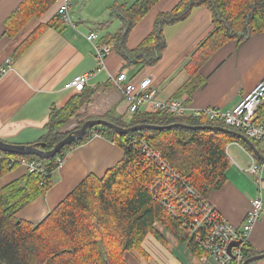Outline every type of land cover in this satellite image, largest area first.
I'll use <instances>...</instances> for the list:
<instances>
[{"label": "trees", "instance_id": "1", "mask_svg": "<svg viewBox=\"0 0 264 264\" xmlns=\"http://www.w3.org/2000/svg\"><path fill=\"white\" fill-rule=\"evenodd\" d=\"M159 1L134 0L129 6L114 4L108 20L101 24L105 28L112 17L119 21L118 30L114 34L105 33L100 40L111 44L112 52L126 66L138 70L155 65L166 48L163 28L184 21L197 7L210 11L212 31L186 66L192 82H202L198 71L230 40L240 45L251 36L264 33V0H180L171 11L158 14L152 31L135 49H128L129 33ZM58 3L59 0H21L8 15L3 24V35L14 39L32 20H40L48 12H53L47 23H40L15 48L14 58L23 54L46 29L61 32L66 27L56 13ZM190 85L194 87L192 83ZM87 99L88 96L82 93L71 98L61 109L52 110L46 124L47 133L31 146L40 151L51 150L68 134L79 129L86 121L80 118V109ZM263 112L264 102L258 109L259 119ZM99 118L122 128L180 123L193 127L219 126L235 131L221 122L177 118L162 112L135 113L129 117L107 114ZM73 122L76 127L70 129L68 125ZM96 133L123 151L122 160L101 178H85L39 223L33 225L17 219L16 214L21 209L42 197L52 186L57 160L64 159L72 148L82 145ZM133 139H143L160 152L168 166L204 200H208L211 193L226 182L229 166L225 152L227 145L236 142L251 153L243 142L219 131L171 128L118 134L105 126L94 127L83 138L64 146L48 160L0 151V178L19 167L21 160L39 162L44 170V174L27 173L0 186V264H127L125 255L132 250L143 252L141 245L148 234L160 242L164 241V237L155 230V223L162 225L192 255H205L194 236L184 228L186 216L181 213L172 216L160 205L164 173L135 154L130 143ZM250 141L264 157L258 142ZM247 244L242 245L243 261L254 254Z\"/></svg>", "mask_w": 264, "mask_h": 264}, {"label": "crops", "instance_id": "2", "mask_svg": "<svg viewBox=\"0 0 264 264\" xmlns=\"http://www.w3.org/2000/svg\"><path fill=\"white\" fill-rule=\"evenodd\" d=\"M179 1L160 0L131 30L126 42L127 48L135 49L152 31L157 15L171 11ZM20 2L0 0V67L5 59H12L11 69L0 77V140L11 145H32L47 133L46 124L50 112L61 109L71 98L79 95L64 90L63 85L74 76L91 73L96 68L94 51L84 36L94 32L102 39L105 33L114 34L120 27L114 17L109 19L105 28L101 27L108 20L110 8L114 4L129 6L134 0L131 3L123 0H75L71 8L75 28L65 27L61 32L46 29L23 54L14 58L12 55L15 48L40 23H47L53 15V12H48L40 20H32L30 29L23 36L17 39L18 34L14 39H8L3 35V24ZM211 31L210 11L197 7L184 21L163 28L166 48L155 65L137 70L133 66H126L120 57L111 52L105 60L104 71L92 75L82 92L88 99L80 109V118L87 121L100 119L107 114L129 117L126 104L110 82V78L121 70L126 71L128 80L135 84L145 77L151 78L152 87L160 101L180 99L197 109L233 108L244 95L264 81V33L251 36L240 45L230 40L198 71L199 81L202 82H192L186 66ZM191 83L193 88L189 86ZM68 126L70 129L76 127L74 123ZM123 155V151L114 143L98 133L93 134L65 155L52 173V186L42 197L21 209L16 214L17 219L33 225L39 223L85 178H101L108 169L122 160ZM226 155L228 168L235 167L231 162L244 166L248 163L246 154L236 142L227 145ZM27 173L24 167H16L0 178V186L18 180ZM227 181L220 190L211 193L208 203L227 222L239 227L244 221L249 199L256 194L254 181L237 170L229 173ZM162 236L164 241L160 242L148 234L141 245L143 252L132 250L127 253L126 263L217 264L205 255H192L170 233H162ZM247 243L253 256L264 253V219L254 225ZM250 264H264V258Z\"/></svg>", "mask_w": 264, "mask_h": 264}, {"label": "built area", "instance_id": "3", "mask_svg": "<svg viewBox=\"0 0 264 264\" xmlns=\"http://www.w3.org/2000/svg\"><path fill=\"white\" fill-rule=\"evenodd\" d=\"M74 1L59 0L56 9L57 15L66 27H76L71 17ZM84 38L92 46L96 68L91 73L74 76L63 85L64 90H70L76 94L84 91L92 75L104 71L105 60L113 50L111 44L100 42L97 33H87ZM11 65V58L4 60L0 67V77L11 69ZM110 82L126 104L128 116L135 113L162 112L177 118L221 122L229 128L241 131L249 140L258 142L259 149L264 153V112L262 118H258V109L264 102V81L258 83L244 95L236 106L229 110L213 107L192 108L180 99L160 101L156 97V90L152 87L151 78L145 77L135 84L128 80L127 72L124 70L111 77ZM130 143L136 155L151 163L152 166L158 167L164 173L165 180L161 182L163 196L160 199V205L172 216L178 213L186 216L184 228L188 234L194 236L195 242L205 251V257L217 264H242L244 260L242 245L247 243L254 225L264 219V163L258 162L252 153L247 152L239 143H236L246 154L248 163L245 166H240L235 162H231V164L239 172L252 178L256 189V194L249 199V207L242 225L236 227L227 222L208 203V200H204L184 178L175 173L160 152L143 139H133ZM62 161L63 159L57 160L58 166ZM19 166L24 167L28 173L44 174L43 167L39 162L21 160ZM159 226V223H155V230L159 231ZM238 240L241 241V244L233 247L231 255H229L227 253L228 244Z\"/></svg>", "mask_w": 264, "mask_h": 264}, {"label": "water", "instance_id": "4", "mask_svg": "<svg viewBox=\"0 0 264 264\" xmlns=\"http://www.w3.org/2000/svg\"><path fill=\"white\" fill-rule=\"evenodd\" d=\"M98 126H105L112 129L115 133L118 134H126V133H133L140 130H154V131H161L171 128H184V129H191V130H213L219 131L228 135H232L236 139L243 142L248 149L251 151L252 155L258 159L261 163H264V157L261 155L259 150L254 146V144L245 137L242 133L224 128L219 126H187L184 124L176 123L168 126H155L149 124H141L135 125L128 128H122L119 126L114 125L113 123L104 120V119H91L84 122V124L77 130L73 131L72 133L68 134L64 139L59 141L51 150L48 151H40L37 150L35 147L31 145H11L4 143L0 140V151L3 153L17 155V156H36L39 159L48 160L55 157L64 146L70 145L71 143L80 140L83 138L86 133L93 129L94 127ZM241 244V241H233L228 244L227 246V253L231 255V249L233 247H237ZM264 258V253L256 256H252L247 258L243 261L242 264H250L254 261L260 260Z\"/></svg>", "mask_w": 264, "mask_h": 264}, {"label": "rangeland", "instance_id": "5", "mask_svg": "<svg viewBox=\"0 0 264 264\" xmlns=\"http://www.w3.org/2000/svg\"><path fill=\"white\" fill-rule=\"evenodd\" d=\"M123 1H125V2H127V3H131L133 0H123ZM106 17H108V15L106 16ZM33 22H31V23H29V25L26 27V29H24L21 33H19L20 35L18 36V38L17 39H19L21 36H23L29 29H30V26H31V24H32ZM72 122V121H71ZM74 123V122H73ZM75 125V124H74ZM74 127V126H73ZM72 127V128H73ZM231 154H232V156L238 161V159H237V157L235 156V154L233 153V151H231ZM237 163V162H236ZM238 164V163H237ZM240 165V164H239ZM240 166H244V165H240ZM234 168V169H233ZM234 170H237L235 167H229V168H227V170H226V176H227V180H228V176H229V173H231L232 171H234ZM238 171V170H237ZM239 172V171H238ZM239 173H241V172H239ZM242 175H246V174H243V173H241ZM247 176V175H246ZM226 180V182L224 183V184H226L228 181ZM224 184L220 187V188H218L217 189V191L218 190H220L223 186H224ZM160 227V230L162 231V232H160V231H158L161 235H162V233H165V232H168L167 230H165V228L162 226V225H160L159 226ZM169 233V232H168Z\"/></svg>", "mask_w": 264, "mask_h": 264}, {"label": "bare ground", "instance_id": "6", "mask_svg": "<svg viewBox=\"0 0 264 264\" xmlns=\"http://www.w3.org/2000/svg\"><path fill=\"white\" fill-rule=\"evenodd\" d=\"M87 98V97H86ZM50 110V109H49ZM159 113V112H158ZM219 123V122H218ZM236 131V130H235ZM161 196V195H160ZM160 198V197H159Z\"/></svg>", "mask_w": 264, "mask_h": 264}]
</instances>
